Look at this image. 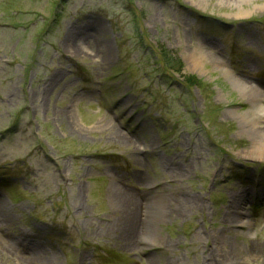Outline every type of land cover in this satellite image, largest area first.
I'll return each instance as SVG.
<instances>
[{"label":"rangeland","instance_id":"374dc122","mask_svg":"<svg viewBox=\"0 0 264 264\" xmlns=\"http://www.w3.org/2000/svg\"><path fill=\"white\" fill-rule=\"evenodd\" d=\"M262 138L264 0H0V264H264Z\"/></svg>","mask_w":264,"mask_h":264},{"label":"bare ground","instance_id":"6f19581e","mask_svg":"<svg viewBox=\"0 0 264 264\" xmlns=\"http://www.w3.org/2000/svg\"><path fill=\"white\" fill-rule=\"evenodd\" d=\"M194 61H193V65L195 67H198V68H201L202 66H204V63H205V60H204V57L202 56V54L200 52H198V54L193 58ZM233 82L235 83L236 81L233 80ZM238 84V83H237ZM238 87L240 88V91L241 92H246L249 90H254V91H258V89H255L254 87H252L251 85H245V84H238ZM257 88V87H256ZM251 112H253V114H256V109L255 110H252ZM250 112H240L239 114L236 113L237 116H239V118L242 119V122L248 124L249 126H256L253 122V119H254V115H249ZM258 114V113H257ZM260 116V115H258ZM263 140V141H262ZM258 141V140H257ZM262 143H264V138L261 139ZM259 142V141H258ZM261 144V142L259 143ZM257 145V146H261V145ZM260 149H258L257 151V155H260V152H259ZM119 199H118V202L120 203V206H121V210L123 209V212L122 213H125L126 214V217L131 219L132 217V213H128L129 210H132L133 207L135 206V196L133 194H129L128 193V190H121L119 191ZM142 204V203H141ZM146 205H144L145 208V211H147V209L151 208L150 205H151V202H148V203H145ZM127 219L126 220V225H127V232H132V229L131 227L133 226V220H129ZM125 220V216L123 215V221ZM122 221V222H123ZM239 224H247L248 222L242 218L240 219L239 221ZM131 234L127 235V238L130 237ZM8 246L9 248H11V244L9 243H6L5 246ZM32 256V255H31ZM23 264H43V261L41 259H39L37 261V258L35 257H30L29 259H26L25 262ZM50 264V263H49Z\"/></svg>","mask_w":264,"mask_h":264},{"label":"trees","instance_id":"16d2710c","mask_svg":"<svg viewBox=\"0 0 264 264\" xmlns=\"http://www.w3.org/2000/svg\"><path fill=\"white\" fill-rule=\"evenodd\" d=\"M190 81V80H189ZM190 82H192V81H190Z\"/></svg>","mask_w":264,"mask_h":264}]
</instances>
